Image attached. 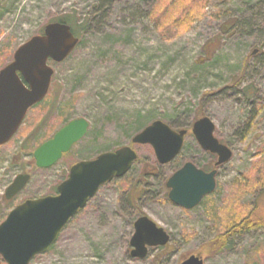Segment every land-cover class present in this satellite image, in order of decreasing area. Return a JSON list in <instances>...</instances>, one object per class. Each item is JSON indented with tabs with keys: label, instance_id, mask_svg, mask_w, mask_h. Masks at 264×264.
I'll return each instance as SVG.
<instances>
[{
	"label": "rangeland",
	"instance_id": "374dc122",
	"mask_svg": "<svg viewBox=\"0 0 264 264\" xmlns=\"http://www.w3.org/2000/svg\"><path fill=\"white\" fill-rule=\"evenodd\" d=\"M183 1L0 0V70L18 47L59 18L76 19L78 31L71 54L47 63L53 76L46 98L0 146V222L25 200L53 196L79 161L125 146L141 160L102 186L30 264H179L190 255L204 264H264V228L236 238L230 250L206 254L226 220L239 217L251 201L248 184L240 182H254L264 172V0H197L205 7L192 11L201 18L178 30L162 11ZM203 117L232 157L217 168L214 192L184 210L168 201L165 183L185 163L214 169L216 157L190 134ZM78 118L89 124L84 138L52 167H35L28 154ZM154 121L189 132L180 154L164 166L150 146L131 145ZM144 169L152 175L140 187L137 206L168 234L171 252L149 249L139 260L129 256L137 216L127 191ZM21 174L30 177L26 187L5 199Z\"/></svg>",
	"mask_w": 264,
	"mask_h": 264
},
{
	"label": "water",
	"instance_id": "95a60500",
	"mask_svg": "<svg viewBox=\"0 0 264 264\" xmlns=\"http://www.w3.org/2000/svg\"><path fill=\"white\" fill-rule=\"evenodd\" d=\"M77 43L68 25L50 23L41 35L18 47L11 62L0 70V146L11 140L27 112L47 96L53 76L47 63L62 62ZM88 127L83 118L68 122L34 150L35 166L48 169L55 165L84 138ZM214 130L212 121L203 117L193 123L191 135L202 151L216 156L214 167L218 168L230 161L232 152L214 137ZM186 134V130L175 131L161 121H154L136 134L131 144L150 146L157 163L167 165L181 152ZM136 160L134 149L125 146L101 153L92 160L79 161L69 169L67 179L58 185L56 195L25 200L14 207L0 223V257L5 264H30L35 256L44 254L98 190L125 176ZM216 174V169L206 173L185 163L166 182L168 201L184 210L195 208L214 192ZM29 179L26 174L17 176L7 187L4 198L10 200L18 195ZM169 241L168 234L151 219L138 217L129 241V256L144 259L149 249L165 247ZM179 264H204V260L190 255Z\"/></svg>",
	"mask_w": 264,
	"mask_h": 264
},
{
	"label": "trees",
	"instance_id": "16d2710c",
	"mask_svg": "<svg viewBox=\"0 0 264 264\" xmlns=\"http://www.w3.org/2000/svg\"><path fill=\"white\" fill-rule=\"evenodd\" d=\"M206 1L207 0H204V2ZM174 4L162 12L165 21L170 23L173 27H177L178 30H182L184 25H189L194 20L201 18L198 12L192 11L194 7H197L199 12L205 7L204 4L200 5L197 0H184L182 3ZM54 23L68 25L71 32L76 37L78 32L76 30V19H73L71 16H64L56 20ZM37 146L38 145H36V148ZM33 151L28 155L32 157ZM140 162L141 160L138 158L135 164ZM149 175H151L150 170L144 169L138 177L137 182L131 183L127 191L128 204L131 210L136 213L137 217L143 215L141 209L137 206L142 191V188L140 187L145 184V177ZM251 178L252 177H246V183L243 181L240 182L242 185L248 184L246 187L252 195L249 205L246 209H243L244 212H241L239 217H232L231 219L226 220V224L222 229V232L216 234L215 237L209 241L206 254L216 255L222 253L223 251L230 250L236 238L264 228V172L262 171L261 178L254 180V182L249 181ZM56 188L57 187L53 189L54 194H56ZM160 249L162 253H167V255L171 252V246H169V244Z\"/></svg>",
	"mask_w": 264,
	"mask_h": 264
},
{
	"label": "flooded vegetation",
	"instance_id": "af4514ba",
	"mask_svg": "<svg viewBox=\"0 0 264 264\" xmlns=\"http://www.w3.org/2000/svg\"><path fill=\"white\" fill-rule=\"evenodd\" d=\"M188 135V134H187ZM214 156V155H213ZM157 162V161H156ZM172 162V161H171ZM170 162V163H171ZM161 166H164V165H161ZM180 169V168H179ZM178 169V170H179ZM201 170V169H200ZM203 171V170H202ZM212 171V169L211 170H209V171H204V172H206V173H209V172H211ZM150 173H151V171H150ZM174 174V173H173ZM151 175H152V173H151ZM169 179V178H168ZM165 188L167 189V199H168V194H169V189L166 187V183H165ZM180 208V207H179ZM182 209V208H181ZM141 216H144V215H141ZM141 216H139V217H141ZM138 218V217H137ZM150 219V218H149ZM1 223V222H0ZM157 225V224H156ZM0 259H1V261L3 262V260H2V258L0 257Z\"/></svg>",
	"mask_w": 264,
	"mask_h": 264
}]
</instances>
